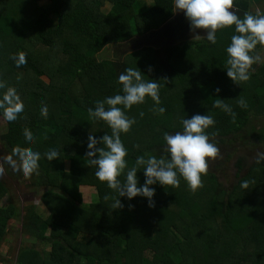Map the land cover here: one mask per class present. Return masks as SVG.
Wrapping results in <instances>:
<instances>
[{
	"label": "trees",
	"instance_id": "trees-1",
	"mask_svg": "<svg viewBox=\"0 0 264 264\" xmlns=\"http://www.w3.org/2000/svg\"><path fill=\"white\" fill-rule=\"evenodd\" d=\"M260 1L233 0V10L256 13L253 4ZM188 30L173 0H0V80L24 103L16 121L0 116V142L4 156L17 145L41 153L28 187L47 212L26 207L21 226L31 242L16 252L15 264H264V162L255 158L264 151V63H254L250 79L237 85L224 68L234 26L218 29L215 44L193 39L191 31L174 37ZM131 46L126 58L118 53ZM18 52L27 61L19 67L11 58ZM126 68L157 81L165 108L156 112L146 97L124 110L135 119L121 133L128 167L145 153L167 158L164 133L182 130L181 118L207 114L215 121L206 132L219 151L208 161L202 186L193 191L182 177L176 187L152 185L153 207L140 196L121 197L123 207H114L116 194L96 178L85 155L89 133L111 134L106 122L89 119L88 108L120 91L117 77ZM241 97L245 109L237 104ZM217 98L233 114L213 108ZM26 128L34 136L30 146ZM50 148L60 154L47 161ZM137 177L142 184L143 170ZM82 186L94 188L93 203L83 202ZM3 195L8 189L0 181ZM18 213L11 202L0 207V241L16 234L9 222Z\"/></svg>",
	"mask_w": 264,
	"mask_h": 264
},
{
	"label": "clouds",
	"instance_id": "clouds-1",
	"mask_svg": "<svg viewBox=\"0 0 264 264\" xmlns=\"http://www.w3.org/2000/svg\"><path fill=\"white\" fill-rule=\"evenodd\" d=\"M230 9H233V0H173V10L183 11L195 40L203 38L215 44L218 29L234 26L235 34L231 36L225 49L227 58L224 68L227 77L239 85L240 82L250 79L251 66L261 59L253 56L252 52L257 45L264 46V14L245 12L241 16L237 10ZM197 29L206 30V35L202 37L196 34ZM11 58L17 67L27 62L24 52H18ZM137 69L126 68L119 73L117 81L120 91L96 101L94 108H88L89 119L104 121L111 129L110 135L105 133L99 138L89 133L85 155L89 164L95 166L96 178L105 182L116 194L113 197L116 208L123 207L121 197L131 201L137 196L146 198L148 206L153 207L155 188L151 186L158 183L161 186L176 187L180 183L178 177H182L187 186L195 191L202 186L201 176L208 171V161L215 158L219 151L206 132L215 123L213 117L195 114L191 118H181L182 130L174 134L164 133L167 158H157L145 153L136 156L135 163L128 167L125 159L127 148L122 142L121 133H127L135 119L129 118L124 110L144 103L145 98L149 97L157 106L154 109L156 112H165V108L159 106V84L154 79H143L144 74ZM0 89H4L0 93V116L7 122L16 121L24 111V103L15 87L6 86L3 80H0ZM215 91L219 93L220 89L217 87ZM223 100L215 99L213 108L233 114L231 106ZM237 104L242 109L248 107L247 101L242 97L237 100ZM40 114L47 118V105L41 106ZM140 115L143 116V113ZM23 137L27 145L33 144L34 136L29 129H24ZM59 154V149L50 148L44 156L47 161H52ZM40 158L39 151L30 147L14 146L9 155L0 158V176L6 171L5 165L25 178L38 174ZM255 158L257 163L264 162V151H258ZM138 170H143L142 184L137 177ZM121 174L125 177L123 182L119 179ZM104 198L109 197L106 195ZM129 207L133 205L129 204Z\"/></svg>",
	"mask_w": 264,
	"mask_h": 264
},
{
	"label": "rangeland",
	"instance_id": "rangeland-1",
	"mask_svg": "<svg viewBox=\"0 0 264 264\" xmlns=\"http://www.w3.org/2000/svg\"><path fill=\"white\" fill-rule=\"evenodd\" d=\"M262 2H264V0L260 1V5L258 4L256 6V3L253 4V6L255 7L254 10H256V13H261L264 11V3L262 5ZM261 5L262 7L260 8ZM230 11H233V9H230ZM198 34L201 35L202 37L205 35V34H200V33ZM184 35L185 34H183V36ZM190 35L193 38L194 33H191ZM184 41L182 38L178 39L177 40L178 46L182 47L184 45ZM141 45L142 44H139V46ZM132 48L133 46L127 47V48H121L120 50H118V53L121 54L123 58H126L128 52L133 50ZM109 53L113 54L114 50L110 51ZM258 55L261 58L260 63L261 62L264 63V46L261 48V51L258 53ZM3 128H4V123L0 119V133L3 131ZM4 155H5L4 147L0 142V158L4 157ZM67 164L68 163H66V167H68ZM6 166L7 165H5L6 171L3 176H0V181L8 189V195L5 198L3 195V198L0 199V207L5 209L8 206V204L11 202L14 206L16 205L18 206L19 215H18L17 220H11L9 222L13 225V227H15L14 229L17 230L16 234L15 235L10 234L6 237V240L2 239L0 241V264H15L16 252L19 250V248L25 245L28 246L31 242V239L24 233V230L21 226V224L24 223L23 217H24V214L26 213V207L36 206L39 212L41 213H47V212L42 202L39 200L38 193H35V190H33V188L28 187L31 183V181L28 180L29 177L25 178L21 173L14 172ZM79 191L82 193V199L85 204L93 203L96 200L94 188L89 187V186H82L79 188ZM78 240L82 242L84 241V238L79 236ZM48 250L49 248H45L46 252Z\"/></svg>",
	"mask_w": 264,
	"mask_h": 264
},
{
	"label": "flooded vegetation",
	"instance_id": "flooded-vegetation-1",
	"mask_svg": "<svg viewBox=\"0 0 264 264\" xmlns=\"http://www.w3.org/2000/svg\"><path fill=\"white\" fill-rule=\"evenodd\" d=\"M187 30V29H186ZM186 32H190L189 30L188 31H185V32H179V34H177L176 36H174V37H182L183 36V34L185 33V34H187ZM198 33H200V34H205V32H204V30L203 29H197L196 30V34H198ZM168 40V39H167ZM170 41H172V40H170Z\"/></svg>",
	"mask_w": 264,
	"mask_h": 264
}]
</instances>
